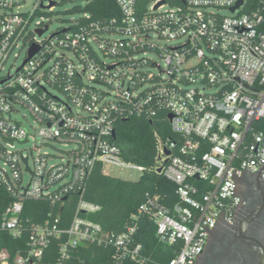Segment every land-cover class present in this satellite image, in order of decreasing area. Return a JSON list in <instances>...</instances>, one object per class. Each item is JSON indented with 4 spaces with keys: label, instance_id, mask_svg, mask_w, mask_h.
Listing matches in <instances>:
<instances>
[{
    "label": "built area",
    "instance_id": "1",
    "mask_svg": "<svg viewBox=\"0 0 264 264\" xmlns=\"http://www.w3.org/2000/svg\"><path fill=\"white\" fill-rule=\"evenodd\" d=\"M73 1L23 11L27 0H0V264L82 263L97 249L109 264H193L218 225L234 224L244 174L264 166V0H113L119 18L76 12L50 31ZM129 118L167 121L149 168L121 157L115 125ZM97 165L162 175L178 200L145 194L106 230L83 198ZM27 201L48 204L41 222L23 218ZM140 218L153 224L152 252L136 239Z\"/></svg>",
    "mask_w": 264,
    "mask_h": 264
},
{
    "label": "trees",
    "instance_id": "2",
    "mask_svg": "<svg viewBox=\"0 0 264 264\" xmlns=\"http://www.w3.org/2000/svg\"><path fill=\"white\" fill-rule=\"evenodd\" d=\"M171 4H179L180 0H168ZM167 1V2H168ZM256 0H250L254 3ZM251 9V8H250ZM247 9V10H250ZM67 13L87 12L91 14L92 20H104L119 18V11L113 0H91L83 8L74 5L66 11ZM264 130V122L260 125ZM158 130L162 136L168 134L167 121H150L142 118H129L120 120L115 125L116 143L121 148V157L136 165L149 168L153 165L154 157V130ZM175 185L154 172H145L137 181L122 180L105 175L101 171V166L97 165L85 184L83 194L84 200L99 205L100 211L89 215V218L98 222L104 229L120 231L129 215L134 212L137 206L143 201L145 194H156L161 198V202L167 206H172L177 202L175 195ZM8 201L4 191L0 188V209L7 205ZM75 200L69 202L62 212V228L69 225L73 215ZM49 206L46 203L27 201L24 203L23 218L32 222H41ZM136 239L144 246L147 252L157 249L154 236V227L147 218L139 219V230ZM10 248V247H9ZM171 254H166L161 258L162 262H167ZM84 261H74L72 264H109V260L102 257V249L95 250V255L86 254Z\"/></svg>",
    "mask_w": 264,
    "mask_h": 264
},
{
    "label": "flooded vegetation",
    "instance_id": "3",
    "mask_svg": "<svg viewBox=\"0 0 264 264\" xmlns=\"http://www.w3.org/2000/svg\"><path fill=\"white\" fill-rule=\"evenodd\" d=\"M241 204L229 227L218 225L208 238L202 254L193 264H259L261 253L257 245L264 244V183L253 176L239 183ZM243 222L241 235L236 225Z\"/></svg>",
    "mask_w": 264,
    "mask_h": 264
},
{
    "label": "rangeland",
    "instance_id": "4",
    "mask_svg": "<svg viewBox=\"0 0 264 264\" xmlns=\"http://www.w3.org/2000/svg\"><path fill=\"white\" fill-rule=\"evenodd\" d=\"M33 2H34V0H27V3L23 7V11L30 9ZM84 3H85L84 0H75L73 2L65 3L63 5L58 6L57 10L60 13L52 15L49 30L52 31V30L57 29L58 27H60L62 24L65 23V20L70 19L72 16H75L73 14L71 15V13H67L66 11L68 9H70L74 5L84 6ZM221 12L225 15L228 14V12H226V11H221ZM20 61H21V59H18L17 63H20ZM21 114H25V112L22 110ZM14 119L23 123V125L27 126V123L24 122L20 116L15 115ZM28 147H31V145L16 146L17 149H24V148H28ZM46 150L50 151L51 149H48V148L43 149V151H46ZM103 173L105 175H109L111 177L119 178L122 180H129V181H137V180H139V178L142 175L141 172H139L135 169L119 168V167H113V166H109V165H104ZM25 181H26V178H25Z\"/></svg>",
    "mask_w": 264,
    "mask_h": 264
},
{
    "label": "water",
    "instance_id": "5",
    "mask_svg": "<svg viewBox=\"0 0 264 264\" xmlns=\"http://www.w3.org/2000/svg\"><path fill=\"white\" fill-rule=\"evenodd\" d=\"M163 2L159 3L157 6L161 5ZM241 5V1H239L236 6H234L233 8L230 9L231 12H233L236 8H238ZM156 6V7H157ZM36 48H32L29 51V57H31L35 52H36ZM264 171V166L261 168V170H259L256 173H245L243 177L250 175L253 176L255 181L259 184V183H264V180L261 178V173ZM243 222L244 221H240L237 225H236V233L238 235H241L242 230H243ZM257 249L259 250V252L261 253V259L259 261V264H264V244H258L257 245Z\"/></svg>",
    "mask_w": 264,
    "mask_h": 264
}]
</instances>
